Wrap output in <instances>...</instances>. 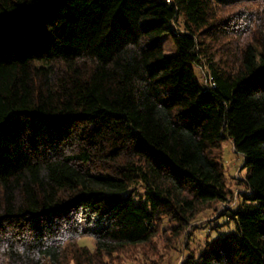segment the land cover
<instances>
[{
  "label": "trees",
  "instance_id": "16d2710c",
  "mask_svg": "<svg viewBox=\"0 0 264 264\" xmlns=\"http://www.w3.org/2000/svg\"><path fill=\"white\" fill-rule=\"evenodd\" d=\"M244 1L0 0V264H112L180 233L229 198L227 139L249 192L182 264H264V38L223 63L205 41L264 33V0L217 21Z\"/></svg>",
  "mask_w": 264,
  "mask_h": 264
},
{
  "label": "rangeland",
  "instance_id": "374dc122",
  "mask_svg": "<svg viewBox=\"0 0 264 264\" xmlns=\"http://www.w3.org/2000/svg\"><path fill=\"white\" fill-rule=\"evenodd\" d=\"M259 6L258 0H246L232 6H224L222 9L217 8V21L222 23L224 20L231 18V22L238 18L240 13L241 16H245L247 11L257 13ZM253 16L256 17L255 14ZM254 33L251 36L244 34L240 37L205 38V41L206 44H210L211 51L215 53V59L223 63L226 58L229 60L233 57V55H229L232 53L230 52L231 47L243 46L253 38H264V33L256 32V37ZM162 43L165 54L177 53V48L169 35L162 37ZM195 70L199 81L206 84L209 76L208 66H197ZM218 155L224 164L225 174L231 190L227 201L212 202L200 206L191 224L180 233H177L173 228L175 222H166L154 239L146 244L121 250L111 259L112 264H182L188 255L199 253L206 240L211 235H215L214 232H210V226L221 223L224 220L225 216L223 214L227 211V208H235L240 202L241 194L249 192L245 182L246 170L242 168L244 158L235 151L231 140L227 139L223 142ZM138 192H142V189L139 188ZM77 241L78 244L85 245L91 250L95 248L94 239L90 236L82 237Z\"/></svg>",
  "mask_w": 264,
  "mask_h": 264
}]
</instances>
